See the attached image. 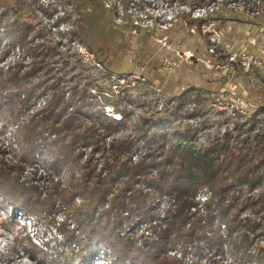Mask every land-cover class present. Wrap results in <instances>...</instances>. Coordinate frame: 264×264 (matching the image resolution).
<instances>
[{
    "label": "rangeland",
    "instance_id": "obj_1",
    "mask_svg": "<svg viewBox=\"0 0 264 264\" xmlns=\"http://www.w3.org/2000/svg\"><path fill=\"white\" fill-rule=\"evenodd\" d=\"M223 1L97 0L83 12L78 29H75L83 44L73 36L75 32L69 23L53 27L63 12L71 14L73 4L67 0H27L32 4L31 11L27 8V15L42 19L47 36L61 40L64 44L61 50L68 51V62L61 65L66 73L65 85L78 88L91 85L95 90L98 86L110 97V103H117L118 109L127 113L125 128L108 138L106 143L129 136L135 142L131 161L136 162L145 152V142L140 138L144 132L161 147L155 155L170 150L176 157L181 149L203 152L211 143L222 141L225 134L231 138L229 144L234 146L236 143L241 147L246 135L242 134L244 130L234 132L235 125L250 121L257 108L264 107V24H253L252 18L243 15L239 1L221 6ZM38 7L39 10L32 12ZM40 7L47 9V13L53 9L57 13L52 14L51 20H46ZM5 41L3 38L0 44V68L6 70L16 64L28 68L30 59L22 61L21 53L15 48L5 51L8 49ZM46 80L37 74L26 85L36 89L26 119L43 110L49 102L50 95L43 92L44 86L38 88V83ZM70 95L71 92L66 94L65 100L69 101ZM3 104L5 100L0 107ZM104 113L114 120L120 118L110 105L105 107ZM257 119L255 122L259 125ZM11 121L2 120L0 114V146L7 151L15 149L16 145L13 140L15 123ZM4 125L6 129L2 134ZM88 152L89 149H85V155ZM85 155L81 163L86 159ZM96 157L91 163L97 164L98 170L102 160ZM260 170L264 176V164ZM82 172L80 164L71 163L68 167L62 166L59 176L62 187L69 181L78 187L72 206L83 203L93 182V179L86 180ZM50 175L53 176V172ZM23 176L26 185H47L45 179L36 182L37 178H31L29 173ZM122 179L121 176L115 178V190L123 185ZM135 185L143 187L147 197L140 196L135 201L126 196L118 197L115 207L125 205L126 209L122 211L132 207V214L123 212L120 221L116 220L114 211H109L107 224L115 221L119 235L142 247L140 237L149 242L156 241L158 225L172 219L174 207L169 206L167 196L159 198L156 189L148 187L142 179ZM202 193L204 195L195 198L199 207L205 198L213 201L211 193L206 190ZM44 196L42 192L41 198ZM111 197L108 196L104 208L110 204ZM137 209L145 215L143 218L136 216L140 213ZM97 210L101 211L102 207ZM167 211L170 214H166ZM73 212L70 207L54 212L46 209L40 215L25 214L19 208L0 203V264H51L53 259L63 262L65 258L77 263L78 252L85 256L87 251L65 236L71 230L82 235L73 219L65 221L67 213L72 215ZM106 218L103 214L96 215L94 222L101 219L106 225ZM195 220L191 217L184 227L176 222L181 230L170 237L174 244L165 248V255L175 257L183 264H213V261L214 264H264L261 248L264 242H257L262 239L260 237L240 239L235 245L224 244L218 251L202 247V241L189 243L187 230ZM4 224L8 228H3ZM199 231L198 228L197 233ZM80 237L85 241L84 236ZM28 240L36 248L31 249ZM91 244L94 252L86 264H116L117 256L108 247L96 241ZM26 249H31L35 257L43 261L31 258ZM124 264L134 263L127 261Z\"/></svg>",
    "mask_w": 264,
    "mask_h": 264
},
{
    "label": "trees",
    "instance_id": "obj_2",
    "mask_svg": "<svg viewBox=\"0 0 264 264\" xmlns=\"http://www.w3.org/2000/svg\"><path fill=\"white\" fill-rule=\"evenodd\" d=\"M96 1L67 0L73 4L71 14L63 12L56 18L53 27L69 23L70 29L75 32L73 36L83 44L76 30L83 12ZM237 1L241 3L242 14L252 18L253 24H264V0H225L221 6ZM31 6L27 0H0V44L4 38L8 47L5 51L15 48L21 53L22 61L30 59L28 68L18 64L6 70L0 68V103L5 100V104L0 107L1 119H11L15 123L13 140L16 144L15 149L10 151L0 146V200L3 201L0 203L19 208L25 214L36 215L46 209L54 212L56 209L64 211L72 207L74 212L72 215L67 213L65 221L73 219L82 235H76L71 230L65 236L68 240L78 242L77 246L84 248L87 253L84 256L79 251L77 263L65 258L63 262L53 259L51 264H86L94 252L92 241L108 247L117 256L118 261H114L116 264L119 261L120 264L127 261L134 264H183L175 257L165 255L164 250L174 244L170 240L174 232L181 230L176 222L182 223L184 227L191 217L196 220L187 230L188 242L202 241L201 246L209 250L218 251L224 244L235 245L237 240L245 241L250 236L260 237L262 239L257 242H264V176L263 170H260L264 164V107H258L250 121L235 125L234 132L244 130L242 134L246 135L241 147L236 146V143L234 146L229 144L231 138L225 134L222 141L211 143L203 152L181 149L176 157L170 150L155 155L154 152L161 147L144 132L140 138L145 142V152L136 162H132L135 146L132 138H114L106 143L108 138L125 128L127 113L119 110L117 103H110V97L98 86L95 90L91 85L80 88L65 85L67 81L64 83L63 80L66 73L61 65L68 62V51L61 50L64 45L61 40L47 36L42 19L27 15V8L31 11ZM40 9L46 20H51L52 14L57 13L55 9L52 10L54 13H47V9L42 7ZM35 10H39V7L33 8L32 12ZM57 34L63 37L61 33ZM37 74L47 79L44 83H38V88L44 86L43 92H48L50 100L43 110L26 119L33 105L31 98L36 92V89L26 85ZM70 92V100H65V95ZM109 105L114 114L120 115L118 120L104 113L105 107ZM255 119L260 121L259 125H256ZM5 129L6 125L3 126L2 134ZM87 148L89 152L85 155ZM84 155L86 159L81 163ZM95 156L102 160L98 170L97 164L91 163ZM71 163L80 164L86 180L93 179L87 197L83 198L79 206L71 205L79 192L77 185L69 181L62 187L59 180L62 166L68 167ZM50 172L54 175L51 176ZM28 173L31 178H37L36 182L45 179L47 185H41L44 191L40 185H26L23 175ZM120 176L123 185L115 190V178ZM141 179L148 187L156 189L159 198L167 196L169 206L174 207L171 209L172 219L158 225L156 241L149 242L140 237L142 247L119 235L115 221L107 224L110 220L109 211H114L116 220L120 221L123 212L132 214V207L127 211H122L126 209L123 204L115 207L118 197L126 196L130 201L140 196L147 197L148 193H144L143 187L135 185ZM203 190L211 193L213 201L205 198L199 207L195 198L204 195ZM42 192L45 195L43 198ZM109 195L112 196L110 204L104 208ZM99 206L102 210L98 212ZM139 212L136 216L143 218L145 215L141 210ZM102 214L107 217L106 225L102 224L101 219L94 222V217ZM166 214H170V211ZM2 226L8 228L7 224ZM80 236H84L85 241ZM28 241L31 249L36 248ZM261 248L264 250V247ZM31 249H26V252L31 258H37Z\"/></svg>",
    "mask_w": 264,
    "mask_h": 264
},
{
    "label": "built area",
    "instance_id": "obj_3",
    "mask_svg": "<svg viewBox=\"0 0 264 264\" xmlns=\"http://www.w3.org/2000/svg\"><path fill=\"white\" fill-rule=\"evenodd\" d=\"M199 197V196H198Z\"/></svg>",
    "mask_w": 264,
    "mask_h": 264
}]
</instances>
